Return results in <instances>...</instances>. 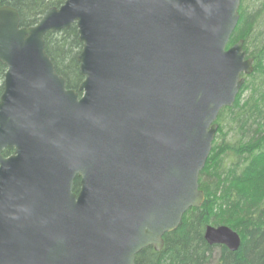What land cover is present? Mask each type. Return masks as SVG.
<instances>
[{"label":"water","instance_id":"95a60500","mask_svg":"<svg viewBox=\"0 0 264 264\" xmlns=\"http://www.w3.org/2000/svg\"><path fill=\"white\" fill-rule=\"evenodd\" d=\"M240 2L66 0L27 28L0 7V264H135L202 206L215 121L253 71L228 47ZM73 25L78 93L43 40ZM204 239L241 244L225 226Z\"/></svg>","mask_w":264,"mask_h":264},{"label":"trees","instance_id":"16d2710c","mask_svg":"<svg viewBox=\"0 0 264 264\" xmlns=\"http://www.w3.org/2000/svg\"><path fill=\"white\" fill-rule=\"evenodd\" d=\"M66 0H0V7L17 10L21 27H32L51 8ZM239 20L228 47L243 42L253 60L234 104L222 109L215 121L218 129L198 186L204 202L189 209L178 228L163 236L156 252L146 248L135 264H264V0H241ZM45 53L66 89L78 93L83 82L77 61L82 51L75 25L43 38ZM6 67L0 63V98ZM246 94V98L243 95ZM13 150L6 149L3 157ZM80 189L79 179L73 192ZM207 226H225L238 233L241 244L231 253L223 246H210L204 239Z\"/></svg>","mask_w":264,"mask_h":264},{"label":"rangeland","instance_id":"374dc122","mask_svg":"<svg viewBox=\"0 0 264 264\" xmlns=\"http://www.w3.org/2000/svg\"><path fill=\"white\" fill-rule=\"evenodd\" d=\"M245 77H246L245 75L242 76V78H243L244 80H245ZM246 94H247V93H245V94L243 95V97L246 98V97H247Z\"/></svg>","mask_w":264,"mask_h":264}]
</instances>
